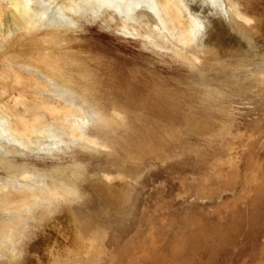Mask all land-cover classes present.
Here are the masks:
<instances>
[{
	"label": "rangeland",
	"instance_id": "1",
	"mask_svg": "<svg viewBox=\"0 0 264 264\" xmlns=\"http://www.w3.org/2000/svg\"><path fill=\"white\" fill-rule=\"evenodd\" d=\"M240 1L264 17V0ZM7 2L0 15V71L37 64L64 75L72 89L99 103L113 120L107 131L118 139L112 160L106 153H78L38 165L49 183L54 178L75 184L73 206L90 223L85 234L103 238L88 243L85 263L264 264V77L251 76V66L243 63L178 62L140 38L120 35L116 20H121L109 15L83 20L76 33L15 31L6 38L13 22L19 28L16 21L22 19L14 9L6 26L16 3ZM114 110L126 120L117 119ZM135 155L144 158L143 165L132 162ZM73 160L82 173L76 183L67 177L76 174ZM98 166L135 176L122 199L108 197ZM50 231L38 237L42 244L36 242L42 246L50 238L54 248ZM20 252L19 259L9 257L10 264H43L39 260L50 258L49 251L32 257Z\"/></svg>",
	"mask_w": 264,
	"mask_h": 264
},
{
	"label": "bare ground",
	"instance_id": "2",
	"mask_svg": "<svg viewBox=\"0 0 264 264\" xmlns=\"http://www.w3.org/2000/svg\"><path fill=\"white\" fill-rule=\"evenodd\" d=\"M4 2L0 0V15ZM15 2L13 10L7 7L12 12L18 10L22 19L16 21V25H21L14 28L12 21V29L6 38L17 32L25 35L45 31L76 33L82 30L83 20L95 22L109 15L113 21L121 20L120 23L116 20V32L120 35L140 38L153 50L178 62L194 64L210 59L229 65L243 63L251 66V76L264 77V17L260 20L259 15L240 0ZM10 13L6 26L14 14ZM36 65L29 70L20 67L0 71V264H10L8 259L11 256L21 258L22 253L18 255L20 248L28 255L39 252L45 255L49 251L50 258L46 263L41 254L38 257L41 256L39 258L43 261L36 256L43 264H80L81 261L88 264L85 263L86 246L89 242L97 245L103 238L98 234L88 238L85 234V227L90 223L73 206L78 200L75 184L57 182L54 178L49 183L38 165L59 162L78 156V153L93 157L106 153L112 160L115 158L112 154L117 150L114 141L118 139L107 132L113 126V120L110 118L112 123L109 122L107 112L99 103L87 100L84 93L72 89L64 75L44 71ZM114 113L117 119H125L123 114L115 110ZM100 158L96 157L97 160ZM130 158L133 163H144V158L137 155ZM72 162L70 167L76 174L67 177L76 183L75 176L82 173L80 164L77 165L79 168L76 167L77 160ZM126 162H123L124 166ZM53 168L67 173L61 166ZM96 174L105 181L106 193L111 199H122L129 179L135 177L102 166ZM115 181L119 184H110ZM33 227L37 228V233L33 232ZM48 229L53 230L56 238H52L57 240V245L60 242V247L66 246L61 248L63 251H58L57 245L58 250L53 248L56 241L49 237L48 241L53 243H43L46 250L41 246L43 241L38 237ZM49 235L51 233L43 236ZM41 236L40 240L44 238Z\"/></svg>",
	"mask_w": 264,
	"mask_h": 264
}]
</instances>
